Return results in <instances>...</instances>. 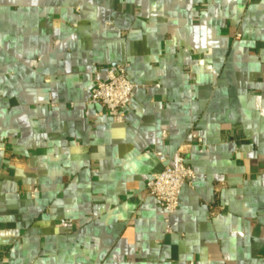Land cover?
<instances>
[{
    "label": "crops",
    "instance_id": "1",
    "mask_svg": "<svg viewBox=\"0 0 264 264\" xmlns=\"http://www.w3.org/2000/svg\"><path fill=\"white\" fill-rule=\"evenodd\" d=\"M179 149L167 233L144 185ZM191 261L264 264V0H0V264Z\"/></svg>",
    "mask_w": 264,
    "mask_h": 264
},
{
    "label": "built area",
    "instance_id": "2",
    "mask_svg": "<svg viewBox=\"0 0 264 264\" xmlns=\"http://www.w3.org/2000/svg\"><path fill=\"white\" fill-rule=\"evenodd\" d=\"M95 76L102 79L92 87L87 101L88 105L97 108L93 114L94 119L106 116L116 123H123L124 112L133 99L134 90V85L127 78V64L106 67L96 71ZM162 136L165 138L164 133ZM191 139L200 150L204 149L202 139L195 133L191 134ZM194 179L195 174L187 165L183 151L179 149L174 155L172 165H164L146 181L145 195L154 199L166 214L165 232L170 231L169 217L179 207L181 189L185 186L192 187ZM187 264L195 263L191 261Z\"/></svg>",
    "mask_w": 264,
    "mask_h": 264
}]
</instances>
